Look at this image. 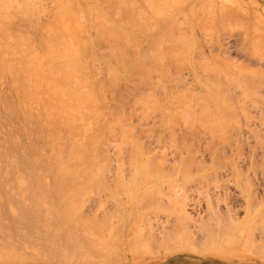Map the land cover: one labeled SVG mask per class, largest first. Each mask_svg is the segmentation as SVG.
Masks as SVG:
<instances>
[{"label":"rangeland","instance_id":"374dc122","mask_svg":"<svg viewBox=\"0 0 264 264\" xmlns=\"http://www.w3.org/2000/svg\"><path fill=\"white\" fill-rule=\"evenodd\" d=\"M15 1H17L18 3V1L20 0H15ZM60 1L61 0H58V1L57 0H44V1L41 0V4L43 5V3L45 2L46 6L44 4L42 6L43 8L46 7L49 10L53 9L54 11L56 10L58 11L60 10L61 6L64 5V2H65L64 0L63 5H61L62 2L60 3ZM123 1L125 2V3L121 2L123 3V5L118 3L117 6L113 7L112 5L110 6V4L105 3V0H104L103 7L106 8L104 9L100 4L96 3V0L95 1L94 0H81V1L76 0V2H81L82 6L87 11H89L90 6H91L93 11L104 12L105 18L101 16L103 18L102 20L104 19L105 20H108V19L115 20L114 18H118L119 15L123 13L121 11L122 10L124 11V8L126 7V5L127 6L129 5V7L133 6L134 8H136L134 9V12L140 13L141 15H143L142 17H144V19L146 20L148 19L147 20L148 23L149 22L151 23V21H154V20L157 21L156 17L161 19V17L164 16L161 13V11H163L165 15L166 14L170 15L172 14V12L175 11L176 18H178L176 19L178 22L177 26L178 25H179L178 27L181 26L182 29L181 28L179 29L183 30V31L180 30V32L182 34L184 32L185 33L189 32V34L184 33V35H181V36L186 38L187 36L191 35L190 37H187L189 40V43L191 40L193 41L194 39V43L196 45L191 44V45H188L182 48L184 50L188 48V50H186L188 52L183 51L184 55L180 53L181 60L179 61L180 62L179 69H178V65L171 66L170 65L171 63H169L168 59H167L168 62L167 60L163 59L164 61L163 60L162 61L165 64L162 65V63H160L158 66L159 68L157 67L152 70L151 78L148 81H145L144 83L139 84V87H137L133 84L132 81L125 80V77H128L130 72H129V69H127V67H125V65L123 64L121 55L119 54L120 52H117L114 50V49L118 50V45L116 46L117 48L113 49L114 47L113 42L109 40L108 41L106 40L107 42H105V40L100 39L99 41L100 46L98 45L96 47L98 49L95 48L97 51L95 50L93 52V56L91 54L90 58H88L89 57L88 55L87 61H88V65H89V69L91 70V73L94 74L93 77H91L92 79L90 78L89 81L90 80L93 81V79H99V80L101 79L105 87V89L101 91V96H102V92L104 91L106 95L102 96L101 103L99 106V108L102 110L101 112L100 111L98 112L99 115H101L100 113L102 112L105 113V115H103L104 118L103 117L100 118L102 115L99 116L100 118L99 123L102 122L104 127L105 126L109 127L111 124L109 128L112 127V129H109V130L113 131V133H108L107 130L104 129L105 131H103V135L101 134L99 138L101 140L100 150H102L104 155L108 156L107 159L108 158L110 159H108L107 162L109 164L107 163V168L104 171H89V174L87 175L86 172L79 170V171H82L81 174L84 173V175H87L86 178L87 177L95 178L96 176V178L93 179L92 182L88 181L89 180L88 178H87L88 180L87 179L86 180L89 183L87 181H82V178H81L82 175L79 174L80 172L78 173V171H75V177L71 179L72 183H70L71 182L70 179H69L70 182H68V180L67 182L71 185L73 184L74 181H76L77 182L76 184H79V186H82V188H79V186L75 187L77 185H74L73 191L71 190L72 185L70 186L66 184L67 182L65 183V185L67 186L64 185L63 187H59L58 189V186H56L54 183V181L57 180L56 177L57 176L59 177L58 173H57L58 174L57 176L54 175L56 174L57 169L54 167L53 169H50V170L49 168L46 169L45 163L47 164L49 163V161L52 163L54 160L53 157L55 156L57 157L62 156L66 158V156L68 155L66 152L70 151V148L68 145L70 144L72 145L73 140L77 141L78 138L85 137L87 135V132H89L88 134H90V129H87V128L89 126L91 127L92 125H95L96 124L95 121L91 120L92 116L90 115L91 118L90 119L88 118V122L91 123V125L90 124L85 125L83 123L85 122L83 118L76 119L75 117V119L72 122L74 123L72 124L73 127L68 126L69 127L68 129V127H66L63 123L62 125H64L65 127L60 126L61 124H59L60 122L58 121L61 120L62 122L63 118L62 116H61V119L60 117L57 118V116H60V113H62V112H57L58 115L55 114L56 111H59L58 108L54 109L53 107H50L49 105H47L48 108H53V111L50 113L52 109H50L49 111V109L48 108L46 109L45 106L38 105V104H37V107H38L37 108L36 105H34L35 103L32 102L31 99L29 98L30 102L33 103L32 106H30L31 103L27 102L28 99L27 101L25 100L28 95L26 93L24 94L23 92L24 90L23 91L19 90L21 89V87H19L20 84H22L21 81L14 83V80L11 79V77L8 75V72L6 73L7 69L5 67H2V68L0 67V72H1L0 73V198H1L0 199V220L2 219L0 221L1 223L0 226L4 224L5 227L3 228L7 230V231L4 230V232L0 233V264H13V263L14 264H264V255H263L264 254V247H263L264 246V60L259 59L260 51L258 52L257 50V52H255L256 48L250 47L252 45L261 43L262 40H263L262 43H264V0H219L223 2L225 1L223 4V8H225L226 6L229 7V9L228 7L225 8L227 10H230L231 8V11H229V13L231 12L230 14L232 17L233 15L237 16V17L234 16L235 18L233 17V19H230L229 21L225 20L224 22L222 21V19L216 20L215 19L216 16L214 15L212 16L211 14V13L218 14V12H215V9H218V7L217 6L215 7L213 5V3L215 4V2L219 4L218 0L216 1L212 0V2L211 0L210 1L208 0L207 6L210 10L209 12H207V9H206L207 6H204L203 3H200L202 2V0L200 1L197 0L199 1L200 5H203V7L199 11L198 16L195 20V23H194V18L192 15L195 13L196 8L191 7V6H193L194 1L196 0H180V1L179 0L177 1L176 0H171V1L157 0L158 1L157 3L160 5V7L158 4H156V2H155L156 7L152 3L154 6L153 7L152 4L148 2L150 0L148 1L147 0H123ZM134 1L135 2L138 1L139 4L138 2L135 4L132 3ZM164 1H166V4H164L163 6V3H165ZM174 1L177 4H174L175 3ZM183 1H184L185 7L183 5H180V6H183L182 8L179 6L178 2H181L183 4ZM205 1L203 0L204 3ZM90 3L91 4L95 3L94 5H96L98 9L96 7L94 8L93 7L94 5L93 6L90 5ZM222 3L220 2L221 6H222ZM57 4L61 6L59 5L57 6ZM135 5L136 6L138 5V7H136ZM140 5L142 7H140ZM240 5L242 6V9H243V10L240 9L242 10L241 12L242 14L241 16H243L242 20L244 21L245 19L247 24L244 23L245 21L243 22L240 19H238L240 18V15L236 14L237 10L235 11L236 12L235 14L232 11L234 7L235 9L237 7H241ZM158 7L160 8L159 11L154 10V8L156 9ZM163 7L165 9L161 10L163 9ZM111 8L113 10H111ZM108 9H110L111 11H109ZM219 9H221L220 5H219ZM0 11H1L0 13H2L3 10H0ZM152 11L156 13L152 15L153 14ZM170 11L172 12L170 13ZM185 12H187L186 13L187 15L185 14ZM230 14L228 15L229 17H231ZM157 15H160V16H157ZM200 15H201V20H200ZM218 15H221V13ZM48 17L49 16L47 12L42 14V19L44 21L47 20ZM213 19L216 21H214ZM2 20H5V18ZM95 20L97 21L96 18ZM198 20H200L199 23H198ZM0 22H1L0 24H3V21L0 20ZM184 22L188 23L189 25H185ZM203 22H205V24H203ZM190 24H192V26ZM258 25L260 28L258 27ZM150 26L152 25L151 24L148 25L149 31L147 30L148 31L147 34L145 36L140 37L139 51L141 53L139 55L134 53L135 54L134 57L136 58L142 57L143 55L144 59H148L149 57L153 58L154 56L161 58V57H165L162 55H166V58L167 57L169 58V56L172 55L170 53H172L174 50L172 48L173 45L175 44L174 45L175 47L177 45L176 40L178 41V39L181 37V36L179 37L180 32L178 33V31L176 32L175 30V32L173 31L175 34L169 33L168 35L169 39L171 37L170 35L177 38L176 40L173 39L172 41V39L169 40L168 38H163V37H167V34H168L167 31H164L165 33L163 31H160L162 33L161 34L159 31L156 32L157 31L156 29L152 31ZM188 26H191V29L193 27L195 28V30L194 28L192 29L194 30L192 31L194 34L191 32L190 27ZM255 28L258 31L256 30V32L255 31L253 32ZM23 30H24L25 35L22 34ZM11 33H12V36H11L12 41L15 38L17 42L15 40H14L15 42L13 41L14 43L11 42L12 43L11 45H14V46L11 47L10 45V48H11L10 50V48H8L9 46L8 41L10 42L9 38L11 39V37H8V39H6L5 37H3V35L1 36L3 32H2V27H0V36H1L0 37V48H3V50L0 49V51H2V53H0V59L3 58V56H5L4 57L5 60L2 59L4 60L2 61V63H4L2 65H6V63H8L9 60L11 61L15 60L14 62L15 64L13 62L11 63H13L17 67H22L24 62L21 61V59H23L22 57L24 56L22 52L19 53V51H21L22 49L20 46V43L24 42V43H21V45L22 46L25 45L24 49L28 50L29 48L30 50L31 46L29 44H34L31 42L34 39V35L31 29H29L28 26H25L24 24L20 25L19 27L12 26ZM26 33L27 35L31 33L30 36L28 35L30 39L29 41H28V38H26L27 37ZM255 33H258V34H255ZM13 34H14V38H13ZM18 35L20 37H23V36L25 37V39L24 37L23 39L22 38L20 39L21 40L20 43L18 42L19 41ZM156 35H157V38H156ZM244 35L245 37L243 38ZM258 35H260L261 37ZM161 36H162V39H161ZM183 37H181L180 40H182ZM246 37H248L247 41L245 40ZM250 38L252 40L260 39L258 40L259 43H256V40H254L255 42H252ZM155 39L157 40V42H159L160 40L163 41L165 39H166L165 41H167V39L169 41H167V43L165 41H163V43L160 41L159 43L161 45L160 46L157 42H155ZM3 40L4 41L8 40V41L6 43V42H2ZM15 43H18L19 46L16 45ZM169 43L172 44V46ZM183 43H186V41L182 40V42H180L179 44H181L182 46ZM198 43H200L199 46H198ZM156 44L159 45V48H161V50L157 48L158 45ZM261 44H259V46ZM262 46L264 47V44H262L260 47ZM167 48L168 50H166ZM4 49H6L5 50L6 52L4 51ZM103 49L107 50V52L106 51L102 52L101 50ZM162 49L166 52L164 53ZM251 49H253L254 51ZM11 52L14 56L11 54ZM97 52H99L100 54ZM95 53L97 55H95ZM262 53L264 54V52ZM102 54L103 56L105 55L106 57L105 56L102 57ZM168 54L170 55L168 56ZM24 55H25V52H24ZM20 56L22 57L20 58ZM95 56H97V58ZM6 59H9V60L7 61ZM92 60H94V62ZM221 60L223 63L221 62ZM232 60L234 62H232ZM0 64H1V61H0ZM97 64L98 65L100 64L98 66V70L95 69L97 68L96 67ZM148 64L149 62H147L146 65ZM202 64L204 66H208L209 68L206 67L207 69H205V67H202L203 66ZM169 65L171 67H169ZM209 65H211L212 69L214 70L212 72L214 73L209 72L208 74L207 70L208 69L210 70L211 68ZM217 65L218 67H220V65L224 67L225 65L224 69H226L227 73L226 72L224 73L221 67L218 68ZM100 66L102 67V69H100L101 68ZM160 66L162 67L161 70H160ZM166 67L168 68V70L166 69ZM110 68L115 69L116 75L118 76L119 79L121 78V82L119 84H121L123 88V89L121 88L122 90L120 89L121 92H124L123 96L120 95V92L118 90L116 91L114 90L115 88L114 86L110 85L109 81H111L110 80L111 75H109V78H108V74H110L109 72ZM99 70L102 72H100ZM154 70H156L155 71L156 73L154 72ZM166 72H168L169 74ZM260 72H262V74ZM98 73H100L102 76L100 74L98 75ZM213 79L215 80L213 81ZM222 80L223 82H221ZM134 81L136 82V80ZM199 81H202L201 82L202 84L203 82L204 83L205 82L206 83L207 82H210V83L218 82L219 84H222L225 86L219 85L220 89H222L223 91L222 90L220 91L218 87L219 90L213 89L215 93L213 91V93H211L213 95H211L210 93L207 92L204 86H203L204 89L202 85L199 86V83H198ZM229 81L233 82V84H231ZM26 82L27 80L25 81V83ZM56 82L57 81H55V83ZM16 88H18L19 92L20 91L21 92L18 93ZM185 93H186V96H185ZM191 93L193 97L191 96ZM177 94H180V95H177ZM17 95H20V96L18 97ZM22 95L26 96V98L22 97ZM199 95L204 100V102L202 101L199 102V99H198ZM183 96L185 97V99L186 97L187 99L189 98L188 100L190 101L186 99L184 102H186L189 105L191 112L188 110L189 108L186 106V103L182 102L184 99ZM194 96L198 100V102L195 101ZM214 96L215 97L217 96L218 99L216 100ZM223 97L225 99L224 102L225 103L228 102V103L224 107L220 105L221 107L219 108V106H217L216 104L219 101H221ZM170 98L172 99L175 98L176 100L171 99L173 101L171 102ZM204 98L205 99L213 98V100L209 99V102H210L209 103ZM56 100H54L55 105L57 104ZM179 101L185 104L184 106L185 108ZM187 101L190 103H188ZM211 101L212 102L218 101L217 103H213L215 106H217L216 108L214 107ZM224 102L222 101L223 105H224ZM17 103L19 104L22 103L20 104V107L24 110L20 109L19 104ZM190 104L192 105L193 108L195 105L196 107L193 109L191 108ZM207 104L209 107L207 106ZM218 104H221V102H219ZM211 106L215 108V109L212 108V110L214 109L216 112H219L217 114H214L219 119L214 118L215 116L213 117L212 114L216 112L209 110L211 109L210 108ZM26 107L27 109H25ZM183 108L186 110L185 111L182 110ZM204 108H206V110H204ZM28 109L32 110L33 114L37 112L36 115H34L33 121L26 118L25 113L23 114V112H26ZM177 109L179 112L177 111ZM201 109L202 111H200ZM46 111L49 112V114ZM186 111L188 113L184 114V112L186 113ZM65 112L66 111H64L63 113ZM175 112L178 115L182 116V118L180 117V120L179 118H177V114ZM38 113H40V115H38ZM122 113H124V116H125L124 119H121V116H123ZM202 114H203V118H201L202 119L201 120L200 116L202 117ZM77 116L79 117V113L77 114ZM130 116L132 117L130 118ZM169 116L173 118L167 119V117ZM85 117H87V115ZM175 117L178 123L173 122L175 121L174 120ZM204 118H206V120H210V123L213 122L214 124H216L215 126L216 128L213 127L214 124L213 126L209 125V123L206 120H204ZM57 119H58L57 121L58 124L56 122ZM86 119L87 118H85V120ZM104 119H105V122H108L109 126L106 125L107 123L104 122ZM189 119L192 120V122H190ZM106 120H109V121H106ZM123 120L128 121L127 123L129 124L131 123V124L130 125L128 124L127 126V123H125V121ZM166 120L171 125L170 124L166 125V122H167ZM47 122H48L47 125H50V127L45 125ZM203 122L206 125L207 124L208 125L206 126L205 124H203ZM124 124L125 126H123ZM79 125H82V126L84 125L83 126L84 131L81 129L82 126L81 128H79L80 127ZM131 126H133L134 128ZM204 126L206 128L210 127L209 129L207 128L208 131L206 130ZM54 128H57V130H54ZM124 128H126L127 130ZM131 129L133 130L131 131ZM70 130H72V132H70ZM94 130H97V129H94ZM77 131L79 133L82 131L80 134L81 136L78 134ZM173 132L175 133L176 136L174 135V137L172 138ZM51 134H53L54 137L57 134L58 136L63 134V136H61V138L63 139H60V138L58 139V136L57 138L56 137L54 138ZM67 134H69V136ZM122 136H127V137L122 138ZM50 137H53L54 139L53 140L54 146L48 143L50 142L49 141ZM71 137H74V139H72ZM122 139H125V140L123 141ZM82 140L83 138L79 139L78 141L82 142ZM133 140H135L136 142L135 141L133 142ZM126 142L128 144L127 146L125 144ZM136 143L138 144L139 147L136 146ZM56 144H61L62 146L58 145L60 146L58 147L56 146ZM77 144H79V142H77ZM130 144H132V146ZM14 145L18 147L15 149ZM50 146L53 148L51 149ZM175 146H178V147H175ZM133 147H137L136 150ZM49 148L51 150H49ZM138 148L141 149L140 152L142 155L138 153V156L139 158L141 157L140 158L141 160L143 159L145 161V160L150 159L151 161L157 162L158 158H160L158 161H160V163L163 161V163L160 164V165L163 164L162 167L161 166L159 167L158 166L159 164H157V167L161 169L158 170L154 167L155 169L153 168V173H152V176L163 175V174H164L163 176H166V180H164V182L161 183L162 185H160V183H158V181L155 180L154 177L152 176L146 177L149 174L151 175L152 170L147 171L149 174L146 175L145 174L147 173L146 171H144L143 173V171L140 170L141 172L139 173V170H137L135 166H132L134 165L133 163V157L135 156L134 153L137 154L136 151L139 150ZM134 150L135 152L133 153ZM57 151L58 153H61V152H64V153L59 155L58 153L56 154ZM33 152L37 153L35 161H37V163L39 161V163L37 165H33L34 168L23 166L20 157L28 153H33ZM191 156L193 158V159L192 158L190 159V161H192V164L190 161L189 163L187 162L188 160H186L187 158ZM46 160L48 162H46ZM186 164H187V167H186ZM24 167L27 168L28 170L27 169L25 170ZM183 168H186V170ZM21 169H22L21 173L23 172L22 174H24V176L20 179L19 176L21 177L22 174L20 173V171L17 172V170H21ZM29 169H30V174L28 173ZM34 170L37 171L38 175L40 174L41 177L45 176L44 177L45 179L42 178V183L47 181L46 183H44L46 186L43 184L44 187L43 186L41 187L42 184L38 185L37 183L34 182V179H35L34 177H36L37 175V172H35ZM31 171H32V174H31ZM33 171L35 174L33 173ZM100 172L102 174H99ZM51 173L53 174V177ZM27 174H28V177L30 176L29 177L30 179H28V177L26 176ZM23 178L28 179L26 180V182L29 185H27V183L25 182ZM15 179L16 181L18 180L17 183ZM94 181H98V182L100 181L99 184L101 185H99L98 182L96 184L88 185L90 183H94ZM153 182L156 185L155 184L152 185ZM22 183H26V184H22ZM144 183L148 185L149 187L145 186ZM9 184L10 185L12 184L13 187L10 186ZM49 185L55 186V187H50ZM144 186L146 187V189L143 188ZM152 186H155L153 187L155 189L150 188ZM38 187L45 188V189H40ZM66 188H68L69 191L66 190ZM75 188H77L76 190H79V191L78 192L75 191L74 190ZM61 189L64 190V192L66 193L64 195H61L63 196V198H61L60 195H58L59 190H60L59 191L60 193L62 192ZM27 190L29 191V193ZM147 190H150L151 192ZM5 191L8 194L11 192L10 194L13 195L11 196L9 194L10 199L7 197L8 200L12 203L7 201V198L5 201L4 198L8 196L5 193ZM33 191L36 194V196H34ZM38 191H40L39 194H38ZM144 191L149 192L148 194L151 193L152 197L147 196L146 192ZM21 192L23 194H20ZM75 192L80 193L81 196L78 194V196L76 197ZM247 193H250V194H248L247 196ZM1 195H3V197ZM136 195H139V196H136ZM57 196H59L61 199ZM72 196L73 197L75 196V197L73 198ZM140 196L142 198H140ZM26 197L30 200L26 199ZM36 197H39V198L41 197L42 200H40L39 198L37 199ZM135 197H139V201H137V203L133 201L134 200L133 198ZM58 198L61 201L58 202L59 205L55 206L57 202L55 200V203H54L53 199H57L58 201ZM75 198L76 199L81 198V201L80 199L77 200V202L80 201L79 203L75 202L74 204V205H77L76 208H79L78 210H76L74 208L75 206L71 204V201L74 203ZM248 199L249 201L251 199V201L248 202L247 201ZM178 201H181V202H178ZM18 203L20 205H22L23 203V205L20 206ZM50 203H52L53 205ZM179 203L180 204L184 203L186 207L183 204L182 205L183 207L180 208L181 205H179ZM249 203L251 206L249 205ZM17 204L19 205V207H15V205L18 206ZM42 204H45V205H42ZM177 205H178V208H177ZM24 206H26V208H33L34 206L38 210L36 211V209H34L35 214H38V213L40 214L43 212L42 214L39 215L40 219H38L39 216L37 215H36L37 217H35L34 215L35 219L34 218L32 219L20 218L21 221L20 222L17 221L16 225L14 224V227H17V229L12 228V230L15 233H13L12 231L10 232L9 230L12 227L10 225L12 222V216L16 214L22 217L20 213L21 212L20 209L21 207L23 208ZM36 206L37 207L40 206L39 207L40 209H38ZM54 206L57 208L56 210L57 213L53 212V210L55 209ZM66 206L69 207L70 210H73L75 212H78V214L79 213L81 214L78 217L82 218V221H83V222L81 221L82 224L81 222H79V220H77V223H80L81 225L74 224L76 230L77 229L79 230V231H75L78 234L73 232L74 234H76V237H73L70 233H69L71 235L70 237L69 235L66 234L68 228H72L71 230L74 231V228L72 226L73 219H71L70 222H66L65 227L67 228V230H65V228L63 227L64 226L63 223L65 222H61L59 220V215L61 214L63 209L66 208ZM257 207H258L257 209L258 211L255 210V208ZM17 208H19L20 211ZM60 208L62 209L60 210ZM145 209H148V210H145ZM182 209L186 212L183 211V214L178 215V213L180 212L182 213ZM253 209L255 210L253 212L254 213L253 215L255 216L253 217V215L251 214L253 218L251 219L249 218V219L253 220L252 223L254 224H251L250 220L248 222L251 225V231L254 229L253 230L254 233H252L250 236L251 240L250 239L247 240V238L244 239L245 235L241 234L240 231H237L239 230L237 227L234 228L233 224L241 225L244 222L243 220L248 219L247 217L249 216L247 215L250 211L252 213ZM39 210L42 212H40ZM48 210L49 211L51 210L52 212L51 215L49 214L50 216L47 214V213H50ZM256 212H258V216H256L257 214ZM53 213L55 215L56 214L58 215V218H56L57 216H55L56 218V219L54 218L55 220L51 218L53 217ZM128 214L130 216H128ZM75 215H77V213H75ZM220 215H222V217ZM87 216L88 217L90 216L89 219ZM223 216L225 217L223 218ZM229 216H230L231 221L228 218ZM42 218H44L43 222L40 221ZM217 218H220V219L218 220ZM48 219L51 222H47V224L56 223V222L60 223L59 226L57 223H56L57 225L53 224L54 226H58L59 229L58 227H53L54 229H52L50 224H49L50 227L45 226L44 225L46 224L45 221H49ZM34 220H36V222ZM75 220L76 219H74V221ZM92 220H93V223H92ZM122 220H125L123 221L124 224ZM217 220H218V225L221 224L220 225L221 228H224L223 225L225 224L228 225L230 223L228 226L227 225L226 226L227 228L229 226L230 228L233 226L232 229L234 228L233 229L234 231L231 229L233 234L231 235L230 233L231 231H230L229 234L227 233L228 234L227 235L225 233L226 230L223 232H220L219 228L218 230L215 229V227L218 226L216 223ZM31 221L32 222L34 221L33 222L34 225L31 223ZM133 221L137 222V224H135L134 226L131 224L133 223ZM28 222H30L31 224L30 223L28 224ZM37 222L39 223L41 222V225H39V223ZM100 222L104 223V224H101L102 227L105 225L104 229L101 226H99L100 228L98 229V225ZM235 222H237V224H235ZM18 223H21V224L23 223L24 225L23 224L21 225ZM18 225H21L23 227L18 226ZM76 225L79 227L81 226V230H83L82 235L80 232L81 230L78 227H76ZM8 226H11V227H8ZM177 227H178V230L179 228H180V231L182 230L181 234H179L180 231H178L177 233V230H176ZM55 229H58L59 231ZM136 229L138 232L136 231ZM209 229H213L216 231V233L218 232L220 233L219 240H217L218 237L215 238L216 243L214 245H216V249H215V246L213 247L211 244L213 242L209 243V241L207 240L208 232L206 231H208ZM20 230L21 231L23 230L24 234L26 232H28L29 234L28 235L25 234L26 236H23L24 234H22ZM203 230L205 231L203 232ZM8 231L10 232L9 234L11 236H14L13 238L10 237V235L8 234ZM57 231L58 233L55 236L54 235L55 233L53 234V232H57ZM62 231H65V232H62ZM16 232L18 233L16 234ZM174 232L177 233V236H175L176 233L174 234ZM105 233L107 234L105 235ZM237 233L239 235L241 234V236H239ZM47 234L51 235L50 238H48L49 236ZM205 234L207 236H205ZM44 235L46 236V238ZM53 235H54V238H53ZM178 235L182 236L181 238L184 239L183 241L185 242L184 244L179 245V241L183 243L182 242L183 239L180 238V240H177L179 239ZM78 236L81 238L79 239ZM92 236L96 237V239L99 241L100 244L97 242H93L94 237ZM145 236H146V239H145ZM44 238L47 240L45 241ZM52 238L55 241H52ZM134 238H137V241H132ZM138 238H141L142 240ZM15 239H17V241ZM96 239L95 241H97ZM190 239H192L190 241L191 243H188L187 241H189ZM80 240H81V243L86 241L84 243L87 244V245L85 244L87 247L83 245L84 243L81 244ZM87 241L89 242V244ZM134 242L136 244H134ZM18 244L19 246H17ZM111 244L114 246V248H112L113 246ZM132 244L134 246H131ZM168 244L170 247L168 246ZM187 244L191 246L188 245L187 247ZM261 244L263 245L261 246ZM74 245H76V248H74ZM104 245H107V246L105 247ZM49 246L51 247L50 251H48L49 249L47 248ZM78 246H81V247H78ZM200 246L202 247L201 249H200ZM137 248L139 249L137 250ZM169 248H171V250ZM172 248L173 249L175 248V249L172 251ZM87 249L89 251H87ZM132 249L134 251H132ZM135 250H137L136 254H135ZM256 250L261 253H258ZM54 251H55V254H52V252L54 253ZM60 254L61 255L63 254L64 256L63 255L61 256ZM77 254L80 256V258L78 257Z\"/></svg>","mask_w":264,"mask_h":264},{"label":"bare ground","instance_id":"6f19581e","mask_svg":"<svg viewBox=\"0 0 264 264\" xmlns=\"http://www.w3.org/2000/svg\"><path fill=\"white\" fill-rule=\"evenodd\" d=\"M1 2H0V10H3L2 11V13H4V14H2V13H0V16L2 17H0V20L1 21H3V24H0V27H2V32H3V34H1V36L3 35V37H5L6 39H8V37H11L12 36V33H11V27L12 26H14V27H19L20 25H22V24H24L25 26H28V28L29 29H31V31L33 32V35H34V39H33V41H31L32 43H34V44H29L30 46H31V49L29 50V48H28V50L27 49H24V46H22L21 45V43H24V42H21L20 43V39L22 38L23 39V37H20L19 35V37H18V39H19V43H20V46H21V51H19V53H21L22 52V54H23V56L24 57H22V56H20V58L22 57L23 59H21V61H23L24 62V64H23V66L22 67H17V66H15L14 64V62H15V60L14 61H11V60H9V59H6L7 61H8V63H6V65H2V64H4V63H2V61H4L5 59H4V57L5 56H3V58H1L0 59V61H1V68L2 67H5L7 70H6V73L8 72V75L11 77V79L12 80H14V83L15 82H20L21 81V83L22 84H20V86H19V84H18V86L19 87H21V89H19V90H24L23 92H24V94L26 93L28 96H27V98H26V96H24V95H22V97H25L26 99V101H27V99H28V103H31L30 102V99H31V101L32 102H34L35 104L34 105H36V107H37V104L38 105H43V106H45L46 107V109L48 108V106L47 105H49L50 107H53L54 109L55 108H58V110L59 111H56V115H58V113L57 112H64V111H66L65 113H60V116H57V118H59L60 117V119H61V116H62V118H63V120H62V122H61V120L60 121H58V119L56 120V122L58 121V122H60L59 124H61L60 126H63V127H73L72 126V124H74V123H72L73 122V120L75 119V117H76V119H80V118H83L84 119V121L86 122H83L85 125L86 124H90L91 125V123H89L88 122V118L90 119L91 118V116H92V118H91V120H94L95 121V125H97V126H95V125H92L91 127L89 126L87 129H90V134H88L89 132H87V135L85 136V137H82L83 138V140H82V142L81 141H78L79 139H82L81 137L80 138H78V140L76 141V140H73L72 141V145L70 146V145H68L69 146V148H70V151L69 152H66L68 155L66 156V158H64V157H62V156H55V157H53L54 158V160H53V162L51 163L50 161H49V163H45V167H46V169H48L49 168V170L50 169H53V167L54 168H56L57 169V171H56V169H55V171H56V174H54V175H58L59 174V177L57 176H55L56 177V181H54V183H55V185L56 186H58V189H59V187H63L64 185H65V183L67 182V180H68V182H70V183H72V178H74L75 177V171H78V173L79 174H81V172L83 171V172H86V174L88 175L89 174V171H104L106 168H107V161H108V159H110V158H108L107 159V157L108 156H106V155H104L103 154V152H102V150H100L101 148H100V136H101V134L103 135V131H105L104 129H106L107 130V132L108 133H113V131H111V130H109V129H112V127L111 128H109L110 126H111V124H110V122H109V124H110V126L108 125V122H105V119H104V122L105 123H107L106 125L107 126H109V127H104V125H103V123L101 124V123H99V119L100 118H102L103 117V115H105V113H100L101 115H99V111L101 112V110L102 109H100L99 108V106H100V103H101V99H102V96H105L106 94H105V91L104 92H102V96H101V91L103 90V89H105V87H104V83H103V81L101 80H99V79H93V81L92 80H90L89 81V79L91 78V77H93V75L94 74H92L91 73V70L89 69V65H88V61H87V57H88V55H89V57L88 58H90V55L92 54V56H93V52L96 50V49H98V48H96L98 45H99V41H100V39H102V40H105V42H107L108 40L109 41H111V42H113V45H114V47H113V49L114 48H117L116 46L118 45V50H116V49H114L115 51H117V52H120L119 54L121 55V59H122V61H123V64L125 65V67H127V69H129V72H130V74H129V76L128 77H125V80H127V81H132L133 82V84L135 85V86H137V87H139V84H141V83H144L145 81H148L150 78H151V75H152V70L154 69V68H157L158 66H159V64L160 63H162V65H164L165 63L163 62L164 60L163 59H165V60H169V63H171L170 65L172 66V65H174V66H177L178 65V69H179V66H180V60H181V54L180 53H182L183 55H184V52H188V51H186V50H188V48L186 49V50H184V49H182L183 47H186V46H188V45H193V44H195L194 43V39H193V41L191 40L190 41V43H189V40H188V38L187 37H190V36H185L186 38H184L183 36H181V35H184V33L182 34L181 32H180V30L182 29V27L180 26V27H178L177 26V24H178V22H177V20L176 19H178V18H176V12L174 13V12H172V11H170V13L172 12V14H170V15H165L164 13H163V11H161V13L164 15L163 17H161V19L160 18H157L156 17V20L157 21H151V23L149 22L148 23V19L146 20V19H144V17H142L143 15H141L140 13H135L134 12V9H136V8H134L133 6L132 7H129V5L127 6L126 5V7L124 8V11L122 10L121 12H123V13H121L120 15H119V17L118 18H114L115 20H113V19H108V20H102L103 18H105L104 17V15H105V13L104 12H102V11H93V9H92V7L90 6V5H94V4H91L90 3V9H89V11H87L83 6H82V3L81 2H76V0L74 1V0H65V2H64V0H61L60 1V3H61V5H63V2H64V5L63 6H61V5H59V4H57V6L59 5V6H61V8H60V10H56V11H54L53 9H51V10H49L48 8H46L45 6H46V3L44 2L43 3V5L45 4V8H43L42 6V4H41V0H20V1H18V3H17V1H15V0H0ZM44 1V0H43ZM58 1V0H57ZM81 1V0H80ZM95 1V0H94ZM99 1V0H98ZM97 0H96V3L97 4H100L102 7L104 6L103 5V3H104V0L102 1V0H100L99 2H98ZM148 1V0H147ZM169 1H171V0H169ZM177 1V0H176ZM180 1V0H179ZM197 1V0H196ZM196 1H194V3H193V6H191V7H194V8H196V10H195V13L192 15L193 16V18H194V23H195V20H196V18H197V16H198V13H199V11L202 9V7H203V5L204 6H207L208 5V0H204L205 1V3H206V5H205V3L203 2V0H202V2H200V3H203V5H200L199 4V1H197V3H196ZM210 1V0H209ZM216 1V0H215ZM121 2H124L123 0H105V3H107V4H110V6L112 5L113 7L114 6H117V4L118 3H120L121 5H123V3H121ZM138 2V1H137ZM137 2H132V3H137ZM148 2H150L151 4L153 3L154 4V6H155V2H156V4H158L157 2V0H154V2H153V0H150V1H148ZM165 3H163V6H164V4H166V1H164ZM175 2V1H174ZM211 2H212V0H211ZM218 2H219V4H217L216 2H215V4L213 3V5L216 7H218V9H215V12H218V14H220L221 13V15H218L217 13H215V14H213V13H211L212 14V16L214 15V16H216L215 17V19L216 20H219V19H222V21L224 22L225 20H230V19H233V17L235 16V17H237L236 15H233V17L231 16V12L229 13V11H231V8H230V10H227V9H225L226 7H228V6H226L225 8H223V4H224V2L223 1H219L218 0ZM220 2L222 3V6H221V4H220ZM58 3V2H57ZM125 3V2H124ZM40 6H39V5ZM54 4V3H53ZM89 4V3H88ZM107 4H105V5H107ZM127 4V3H126ZM133 4V5H134ZM138 4H139V2H138ZM150 4V5H151ZM153 4H152V6H153ZM174 4H177L176 2L174 3ZM178 4H179V6L180 5H183L184 7H185V5H184V1H183V4L181 3V2H178ZM217 4V5H216ZM149 5V6H150ZM159 5V4H158ZM170 5V4H169ZM219 5H220V7H221V9H219ZM100 6V7H101ZM109 6V5H108ZM136 6V5H135ZM152 6H151V8H152ZM153 6V7H154ZM168 6V5H167ZM176 6V5H175ZM183 6H180V7H182L183 8ZM225 6V5H224ZM241 6V5H240ZM94 8L96 7V5H94L93 6ZM121 7V6H120ZM136 7H138V5L136 6ZM140 7H142L141 5H140ZM156 7V6H155ZM159 7H160V5H159ZM154 8V10H160V8ZM214 7V8H215ZM234 7V6H233ZM237 7V6H236ZM1 8H3V9H1ZM50 8V7H49ZM97 8V7H96ZM104 9H106L105 7H103ZM110 8V7H109ZM162 8V7H161ZM179 8V7H178ZM181 8V9H182ZM206 8V7H205ZM239 8V9H238ZM58 9V8H57ZM92 9V10H91ZM98 9V8H97ZM96 9V10H97ZM119 9V8H118ZM165 8L163 7V9H161V10H164ZM169 9V8H168ZM188 9H189V7H188ZM207 12H209L210 10H209V8H208V6H207ZM205 9V10H206ZM228 9H229V7H228ZM240 9H242V6L241 7H237L236 9H235V7H234V9L232 10L233 11V13L235 14L236 12V14L237 15H240V18H238V19H240L241 21H243L242 20V17L243 16H241L242 14H241V12H242V10H240ZM109 11H111V10H113L112 8H111V10L110 9H108ZM107 10V11H108ZM150 10V9H149ZM152 10H153V8H152ZM167 10V9H166ZM176 10V9H175ZM217 10V11H216ZM221 10V11H220ZM223 10V11H222ZM237 10V11H236ZM50 11V12H49ZM93 11V12H92ZM115 11H117V10H115ZM177 11V10H176ZM236 11V12H235ZM240 13H239V12ZM1 12V11H0ZM47 12V14H48V19L47 20H43L42 19V14H44V13H46ZM104 13V14H102V13ZM204 12V11H203ZM202 12V13H203ZM111 13V12H110ZM117 13V12H116ZM148 13V12H147ZM153 13V14H152ZM152 15H154L155 13L152 11ZM182 13V12H181ZM187 12H185V14H186ZM190 13V12H189ZM192 13V12H191ZM205 13V12H204ZM112 14V13H111ZM185 14H184V16H185ZM230 14V16L231 17H229L228 15ZM148 15V14H147ZM187 15V14H186ZM190 15V14H189ZM209 15V14H208ZM103 18H102V17ZM111 16V15H110ZM157 16H160V15H157ZM101 17V18H100ZM149 17V16H148ZM175 17V18H174ZM234 17V18H235ZM5 18V20H2V19H4ZM7 18V19H6ZM93 18H94V20H93ZM95 18L97 19V21L95 20ZM101 20H100V19ZM151 18V17H150ZM149 18V19H150ZM213 18V17H212ZM152 19V18H151ZM147 22H146V21ZM153 20V19H152ZM200 20H201V15H200ZM200 20H198V23H199V21ZM214 20V19H213ZM216 20H214V21H216ZM244 21H245V19H244ZM243 21V22H244ZM153 22V23H152ZM155 22V23H154ZM177 22V23H176ZM1 23V22H0ZM185 23V22H184ZM244 23H246V21L244 22ZM152 25V26H150L151 27V29H152V31H154L155 29L157 30L156 32H160V31H167L168 32V34H167V37H163V38H168V35H169V33L171 34H175L174 32H175V30H176V32L178 31V33L180 32V35L179 34H177V35H179V37L181 36V37H183V39L182 40H184V41H186V43H183V45L181 46V44H179L180 42H182V40H180L181 39V37L178 39V41L176 40L177 38H175L174 36H172V35H170L169 37H170V39H172V41H173V39H175L176 40V43H177V45L174 47V45H173V52L172 53H170V54H172V55H170V54H168V56H169V58L167 57L166 58V55H162V56H165V57H157V56H154L153 58L152 57H149L148 59H144V56L142 55V57H134V53H136L137 55H139L141 52L139 51V45H140V37L141 36H145L146 34H147V32L149 31L148 29H149V27H148V25ZM203 24H205V22H203ZM243 24V23H242ZM247 24V23H246ZM245 24V25H246ZM185 25H189L188 23H185ZM191 26H192V24H190ZM191 26H188V27H190V30H191V32L192 31H194L195 30V28H194V30H192L191 29ZM198 26V25H197ZM188 27H186V28H188ZM258 27H259V25H258ZM179 28H181V29H179ZM184 28V27H183ZM202 28V27H201ZM260 28V27H259ZM262 28V27H261ZM23 29V28H22ZM205 29V28H204ZM148 30V31H147ZM200 30H202V29H200ZM256 28H255V30H253V32L255 31L256 32ZM174 31V32H173ZM181 31H183V30H181ZM185 31V30H184ZM258 31V30H257ZM263 31V30H262ZM21 32V31H20ZM23 32V33H22ZM21 33L22 34H24L25 35V33H24V30L22 31ZM166 32V33H167ZM260 32V31H259ZM28 33V32H27ZM27 33H26V38H28V41L30 40L29 39V36L31 35V33H29L28 35H27ZM161 33V32H160ZM165 33V32H164ZM163 33V34H164ZM187 33V32H186ZM185 33V34H186ZM193 33V32H192ZM191 33V34H192ZM261 33V32H260ZM259 33V34H260ZM263 33V32H262ZM18 34V33H17ZM162 34V33H161ZM160 34V35H161ZM187 34H189V32L187 33ZM194 34V33H193ZM192 34V35H193ZM245 34V33H244ZM255 34H258V33H255ZM254 34V35H255ZM149 35V34H148ZM158 35V34H157ZM157 35H156V38H157ZM246 35V34H245ZM245 35L243 36V38L245 37ZM0 36V37H1ZM16 36V35H15ZM164 36V35H163ZM165 36H166V34H165ZM251 36V35H250ZM258 36H260V35H258ZM151 37V36H150ZM257 37V36H256ZM255 37V38H256ZM261 37V36H260ZM263 37V36H262ZM13 38H14V34H13ZM17 38V37H16ZM194 38V37H193ZM197 38V37H196ZM247 38L248 37H246V41H247ZM24 39H25V37H24ZM161 39H162V36H161ZM169 39V38H168ZM167 39V41H169ZM9 40H10V42L8 41V40H6V41H2V42H6L7 43V41H8V48H10V45L12 44V43H14L16 40H15V38H14V42L12 41V37H11V39L9 38ZM107 40V41H106ZM166 40V39H165ZM165 40H163V41H165ZM188 40V41H187ZM203 40V39H202ZM250 40L252 41V42H255L254 40H256V39H254V40H252L251 38H250ZM258 40H260V39H257L256 40V43H259L258 42ZM28 41H26V42H28ZM150 41V40H149ZM159 41V40H158ZM162 43H163V41L162 40H160ZM160 41L159 42H157V40L155 39V42H157L158 44L160 43ZM167 41H165L166 43H167ZM244 41V40H243ZM12 42V43H11ZM17 42V41H16ZM104 42V43H105ZM154 42V43H155ZM175 42V41H174ZM199 42V41H198ZM262 42H263V40H262ZM261 42V43H262ZM6 43H4V44H6ZM172 43V42H171ZM255 43V44H256ZM261 43H259V44H261ZM16 45H18V43H15ZM158 44H156V45H158ZM170 44V43H169ZM251 44H253V43H251ZM259 44H256V45H252V46H250V47H255L256 49H255V52H257V50H258V52H259V59H262V60H264V54L262 53V52H264V47L262 46V47H260L262 44H264V43H262L260 46H259ZM107 45V44H106ZM105 45V46H106ZM160 45V44H159ZM159 45H158V47L157 48H159ZM171 46H172V44H170ZM196 45V44H195ZM200 45V43H198V46ZM248 45V44H247ZM5 46V45H4ZM12 46H14V45H11V47ZM19 46V45H18ZM17 46V47H18ZM100 46V45H99ZM161 46V45H160ZM170 46V47H171ZM163 47V46H162ZM168 47V46H167ZM13 48H15V47H13ZM19 48V47H18ZM96 48V49H95ZM105 48V47H104ZM0 49H2L3 50V48H0ZM20 49V48H19ZM106 49V48H105ZM160 50H161V48H159ZM263 51H262V50ZM6 49H4V51H5ZM10 50H11V48H10ZM109 50V49H108ZM166 50H168V48L166 49ZM181 50V51H180ZM251 50H253V49H251ZM97 51V50H96ZM102 52L104 51H106L107 52V50H101ZM158 51V50H157ZM162 51L165 53L166 51H164L163 49H162ZM184 51V52H183ZM254 51V50H253ZM262 51V52H261ZM6 52V51H5ZM24 52H25V55H24ZM99 52H100V50H99ZM99 52H97V53H99ZM152 52V51H151ZM0 53H2V51H0ZM4 53V52H3ZM161 53V52H160ZM262 53V54H261ZM11 54H12V52H11ZM17 54H18V52H17ZM100 54V53H99ZM13 55V54H12ZM95 55H97L96 53H95ZM119 55V56H120ZM263 57H262V56ZM14 56V55H13ZM105 56V55H104ZM103 56V54H102V57H104ZM141 56V55H140ZM190 56V55H189ZM9 57V56H8ZM96 58H97V56H95ZM106 57V56H105ZM7 58V57H6ZM12 58V57H11ZM2 59H4V60H2ZM14 59V58H13ZM98 59H99V57H98ZM104 59V58H103ZM184 59V58H183ZM182 59V60H183ZM89 60V59H88ZM105 60V59H104ZM148 60V61H147ZM163 60V61H162ZM168 60H167V62H168ZM222 60H224V59H222ZM222 60H221V62H222ZM93 62H94V60H92ZM106 61V60H105ZM184 61V60H183ZM187 61V60H186ZM226 61V60H225ZM6 62V61H5ZM11 62H13V63H11ZM96 62V61H95ZM147 62H149V64L148 65H150V66H148V65H146L147 64ZM198 62V61H197ZM220 62V63H221ZM231 62V61H230ZM229 62V63H230ZM232 62H234L233 60H232ZM223 63V62H222ZM17 64V63H16ZM216 64V63H215ZM231 64V63H230ZM92 65H94V64H92ZM100 65V64H99ZM98 64H97V68H95L96 70H98V66H99ZM161 65V66H162ZM169 65V67H171ZM203 65V64H202ZM201 65V66H202ZM223 65V64H222ZM226 65V64H225ZM225 65H224V67H222L221 65H220V67H221V69L223 70V72L225 73H227V71H226V69H224L225 68ZM228 65V64H227ZM232 65V64H231ZM18 66H19V64H18ZM103 66V65H102ZM160 66V70H161V67ZM191 66H192V64H191ZM210 67H211V65H209ZM93 67V66H92ZM101 67V66H100ZM202 67H205V69H207V68H209L208 66H202ZM207 67V68H206ZM217 67H218V65H217ZM220 67H218V68H220ZM91 68V67H90ZM94 68V67H93ZM159 68V67H158ZM90 71H89V70ZM100 69H102V67L100 68ZM166 69L168 70V68L166 67ZM95 70V71H96ZM159 70V71H160ZM166 70V71H167ZM100 71V70H99ZM98 71V72H99ZM156 70H154V72H155ZM163 71V70H162ZM170 71V70H169ZM195 71V70H194ZM206 71V70H205ZM212 71H214L213 69H212V67L210 68V70L208 69L207 70V72H208V74H209V72L210 73H214V72H212ZM100 72H102V71H100ZM110 74H108V78H109V75H111V81H109L110 82V85L111 86H114L115 88H114V90L116 91V90H118L119 92H120V95L121 96H123L124 94V92H121V90L123 89L122 88V86H121V84H119L120 82H121V78L119 79L118 78V76L116 75V72H115V69H112V68H110ZM161 72V71H160ZM165 72V71H164ZM1 73V72H0ZM108 73V72H107ZM156 73V72H155ZM158 73V72H157ZM166 73H168V72H166ZM197 73V72H196ZM261 74H262V72H260ZM100 73H98V75H99ZM169 74V73H168ZM208 74H207V76H208ZM7 75V74H6ZM101 75V74H100ZM102 76V75H101ZM107 76V75H106ZM164 76H166V75H164ZM160 78V77H159ZM92 79V78H91ZM27 80V82L25 83V81ZM134 80H136V82L134 81ZM138 80V81H137ZM215 79H213V81H214ZM224 80V79H223ZM223 80L221 81V82H223ZM23 81V82H22ZM55 81H57L56 83H55ZM220 81V80H219ZM12 82V81H11ZM202 81H199L198 83H199V86L200 85H202V87L204 86L205 87V89L207 90V92L208 93H213V89H217V90H219L220 89V87H219V85H221V86H225V85H222V84H219L218 82H216V83H214V82H212V83H210V82H203V84L201 83ZM230 82V81H229ZM13 83V82H12ZM201 83V84H200ZM231 84H233V82H230ZM4 84V83H3ZM226 84V83H225ZM11 85V84H10ZM108 85V84H107ZM178 85V84H177ZM230 85V84H229ZM118 86H119V88H118ZM121 86V87H120ZM176 86V85H175ZM179 86V85H178ZM15 87V86H14ZM17 87V86H16ZM104 87V88H103ZM204 87H203V89H204ZM218 87H219V89H218ZM237 87V86H236ZM12 88V87H11ZM122 88V89H121ZM223 88V87H222ZM2 89V88H1ZM17 89V91H18V93H20L19 92V90H18V88H16ZM121 89V90H120ZM222 89H220V91H221ZM17 91H16V93H17ZM223 91V90H222ZM22 92V93H23ZM15 93V92H14ZM186 93H188V92H186ZM186 93H185V96H186ZM214 93H215V91H214ZM216 93H218V92H216ZM5 95V94H4ZM45 95V96H44ZM177 95H180V94H177ZM177 95H176V97H177ZM197 95V94H196ZM211 95H213V94H211ZM218 95V94H217ZM18 97L20 96V95H17ZM191 96L193 97V95H192V93H191ZM203 96V95H202ZM219 96H220V94H219ZM218 96V97H219ZM57 98V100H56V98ZM184 97V96H183ZM204 97V96H203ZM209 97H210V95H209ZM222 97V96H221ZM30 98V99H29ZM194 98H195V96H194ZM207 98H208V96H207ZM214 98H216V100L218 99L217 98V96L215 97L214 96ZM18 99V98H17ZM104 99V98H103ZM172 98H170V100H171ZM175 99V98H174ZM174 99H172V100H174ZM186 99H187V97H186ZM185 97H184V99H183V101L182 102H184L185 100ZM189 99V98H188ZM187 99V100H188ZM199 102L200 101H202V102H204V100L201 98V96L199 95ZM205 99V98H204ZM209 99H212L213 100V98H209ZM209 99H205L207 102H209ZM19 100V99H18ZM22 100H24V99H22ZM54 100H56V102H57V104L56 105H58V106H56L55 105V102H54ZM171 100V102H173ZM176 100V99H175ZM224 97L222 98V100L221 101H219V102H221V104H218L217 102H212V104L213 103H217L216 105L217 106H219V108L221 107L220 105H222L223 107L225 106V105H227V103H225L224 102ZM181 101H179V102H181ZM188 101H190V100H188ZM187 101V102H188ZM195 101H197L198 102V100L195 98ZM222 101L224 102V105H223V103H222ZM227 101V100H226ZM23 102V101H22ZM181 102V104L183 105V107L185 106V104L184 103H186V102H184V103H182ZM103 103V102H102ZM188 103H190V102H188ZM196 103V102H195ZM210 103V102H209ZM17 104H19V103H17ZM20 104H22V103H20ZM20 104H19V107H20ZM32 104L33 103H31V105L30 106H32ZM173 104V103H172ZM176 104V103H175ZM206 104V103H205ZM9 105V104H8ZM24 105V104H23ZM214 105V104H213ZM11 106V105H10ZM15 106V105H14ZM26 106H28V105H26ZM174 106V105H173ZM186 106L189 108V105L186 103ZM190 106H191V108H193L192 107V105L190 104ZM207 106H208V104H207ZM217 106H215L214 105V107L216 108ZM186 107V108H187ZM196 107V105L194 106V108ZM209 107V106H208ZM214 107H210L211 109H209V110H211V111H215L214 109ZM30 108V107H29ZM38 108V107H37ZM41 108V107H40ZM53 108H48L49 109V111H50V109H52L51 111H50V113L53 111ZM185 108V107H184ZM182 109V110H186V109ZM193 108V109H194ZM212 108H214L213 110H212ZM17 109V108H16ZM20 109H22L21 107H20ZM25 109H27V107L25 108ZM100 109V110H99ZM193 109H191V110H193ZM22 110H24V109H22ZM104 110V109H103ZM189 111H190V108L188 109ZM204 110H206V108H204ZM217 110V109H216ZM177 111H178V109H177ZM200 111H202V109L200 110ZM219 111V110H218ZM18 112V111H17ZM23 112V111H22ZM47 112V111H46ZM106 112V111H105ZM130 112H132V111H130ZM179 112V111H178ZM181 112V111H180ZM191 112V111H190ZM216 112V111H215ZM236 112V111H235ZM25 113V117L26 118H28V119H30L31 121H33L34 120V115H36V113L35 114H33V112H32V110H30V109H28L26 112H23V114ZM48 114H49V112H47ZM54 113V112H53ZM79 113V117L77 116V114ZM95 113V114H94ZM98 113V114H97ZM168 113V112H167ZM170 113V112H169ZM176 113V112H175ZM188 112L186 111V113L184 112V114H187ZM217 113H219V112H216V113H213L212 115H213V117L215 116L214 114H217ZM45 114V113H44ZM123 114V116H121V119H124L125 118V116H124V113H122ZM177 114V113H176ZM176 114H175V116H176ZM38 115H40V113H38ZM87 115V117H85ZM91 115V116H90ZM131 115V114H130ZM174 115V114H173ZM172 115V116H173ZM201 115V114H200ZM46 116V115H45ZM44 116V117H45ZM99 116H101L100 118H99ZM218 116V115H217ZM52 117H53V115H52ZM51 117V118H52ZM120 117V116H119ZM123 117V118H122ZM132 116H130V118H131ZM174 117V116H173ZM173 117H171V116H169V117H167V119H169V118H173ZM180 117L182 118V116L181 115H178L177 114V118H179V120H180ZM56 118V117H55ZM55 118H53V119H55ZM85 118H87L86 120H85ZM104 118V117H103ZM201 118H203V114H202V117L200 116V119ZM214 118H217L216 116L214 117ZM126 119H127V117H126ZM125 119V120H126ZM187 119V118H186ZM217 119H219V118H217ZM125 120H123V121H125ZM171 120V119H170ZM173 120V119H172ZM175 121H173V122H176V123H178L177 122V120H176V117H175V119H174ZM190 120V119H189ZM202 120V119H201ZM200 120V121H201ZM204 120H206V118H204ZM203 120V121H204ZM48 121V120H47ZM106 121H109V120H106ZM163 121V120H162ZM167 121V120H166ZM208 123H209V125H212L213 126V122H211L210 123V120H206ZM219 121V120H218ZM58 122H57V124H58ZM91 122V121H90ZM128 121H125V123H127ZM190 122H192V120H190ZM202 122V121H201ZM62 123L65 125H62ZM78 123V122H77ZM76 123V124H77ZM81 123V122H80ZM82 123V124H83ZM165 123V122H164ZM41 124V123H40ZM44 124V123H43ZM48 124V122L45 124V125H47ZM51 124H53V123H51ZM128 124L129 123H127V126H128ZM131 124V123H130ZM129 124V125H130ZM167 124H170V123H168V121L166 122V125ZM203 124H205L204 122H203ZM171 125V124H170ZM206 125V124H205ZM208 125V124H207ZM206 125V126H207ZM33 126V125H32ZM44 126V125H43ZM48 127H50V125H47ZM80 127L79 128H81V126L82 125H79ZM84 126V125H83ZM83 126H82V130H83ZM123 126H125V124L123 125ZM184 126V125H183ZM194 126V125H193ZM211 126V127H212ZM216 126V124H214V128H216L215 127ZM38 127V126H37ZM69 127H68V129H69ZM104 127V128H103ZM114 127V126H113ZM131 127H133V126H131ZM172 127V126H171ZM185 127V126H184ZM199 127H200V125H199ZM205 127V126H204ZM43 128V127H42ZM62 128V127H61ZM134 128V127H133ZM180 128V127H179ZM206 128V127H205ZM208 128V127H207ZM206 128V130L208 131V129L210 128H208L207 129ZM86 129V130H87ZM94 129H97V130H94ZM124 129H126V128H124ZM36 130V129H35ZM44 130V129H43ZM54 130H57V128H54ZM74 130V129H73ZM127 130V129H126ZM133 129H131V131H132ZM84 131V130H83ZM109 131H111V132H109ZM210 131V130H209ZM51 132V131H50ZM70 132H72V130H70ZM78 132V131H77ZM82 132V131H81ZM81 132L79 133L78 132V134L80 135L81 134ZM86 132V131H85ZM115 132V131H114ZM211 132V131H210ZM57 133H58V131H57ZM128 133V132H127ZM212 133V132H211ZM33 134V133H32ZM44 134V133H43ZM47 134V133H46ZM61 134V133H60ZM105 134V133H104ZM130 134V133H129ZM173 134V135H172ZM171 135H172V138L174 137V135H175V133L173 132ZM219 134V133H218ZM52 136H53V134H51ZM55 135V134H54ZM68 136H69V134H67ZM108 135V134H107ZM116 135V134H115ZM120 135V134H119ZM57 136H58V134L55 136L56 138H57ZM61 136H63V134L62 135H60V136H58V139L60 138V139H63V138H61ZM81 136V135H80ZM113 136V135H112ZM176 136V135H175ZM38 137V136H37ZM46 137H48V136H46ZM54 137V136H53ZM53 137H50V139H49V141L50 142H48L49 144H52L53 146H54V144H53ZM54 137V138H55ZM74 137H75V135H74ZM74 137H71L72 139H74ZM124 137H127V136H122V138H124ZM103 138V137H102ZM107 138V137H106ZM116 138V137H115ZM135 138V137H134ZM171 138V139H172ZM215 138V137H214ZM39 140V139H38ZM123 141L125 140V139H122ZM136 140V139H135ZM135 140H133V142L135 141ZM142 140V139H141ZM223 140V139H222ZM47 141H48V139H47ZM55 142V141H54ZM63 142V141H62ZM69 142V141H68ZM77 142H79V144H77ZM133 142H132V144H133ZM136 142V141H135ZM139 142V141H138ZM176 142V141H175ZM222 142H224V141H222ZM227 142H229V141H227ZM171 143H173V142H171ZM38 144V143H37ZM64 144V143H63ZM126 144V146L128 145L127 144V142L125 143ZM132 144H130L131 146H132ZM141 144V143H140ZM260 144V143H259ZM58 145H61V144H56V146H58ZM62 146V145H61ZM136 146H138V144L136 143ZM18 146H15L14 145V148L16 149ZM58 147H60V146H58ZM139 147V146H138ZM164 147V146H163ZM162 147V148H163ZM175 147H178V146H175ZM43 148V147H42ZM41 148V149H42ZM50 148L52 149L53 147H51L50 146ZM49 148V150H51ZM124 148V147H123ZM135 150H136V148L137 147H133ZM132 148V149H133ZM36 149V148H35ZM61 149H62V147H61ZM119 149H121V148H119ZM119 149H117V150H119ZM139 150V152L138 151H136L137 152V154L136 153H134L135 152V150L133 151V153H134V157H133V163H134V165H132V166H135V168L137 169V170H139V173L141 172V171H143V173H144V171H151L152 170V172H151V175L147 172V173H145L146 175L147 174H149V175H145L146 177H151L152 176V173H153V168L155 167L156 169H161V168H159L160 166L162 167V165H160L161 163H163V161L160 163V161H158L160 158H158V160H157V162H154V161H151L150 159L149 160H141L140 158H139V156H138V153L140 154V155H142L141 154V149L140 148H138ZM124 150V149H123ZM146 150V149H145ZM164 150V149H163ZM59 151V150H58ZM58 151L56 152V154L58 153ZM62 151V150H61ZM118 152H120V151H118ZM121 152H123V151H121ZM45 153V152H44ZM51 153V152H50ZM64 152H61V153H58L59 155H61V154H63ZM146 154V153H145ZM36 155H37V153L36 152H33V153H28V154H26V155H24V156H22V157H20L21 158V161H22V165L23 166H28V167H33L34 168V166L33 165H37L38 163H39V161H38V163H37V161H35V159H36ZM147 155H148V153H147ZM50 156V155H49ZM106 156V157H105ZM131 157V156H130ZM50 158V157H49ZM143 158V157H142ZM192 158V156L191 157H189V158H187L186 160H188L187 162H189L190 161V159ZM130 159H132V158H130ZM156 159V158H155ZM193 159V158H192ZM153 160V159H152ZM51 161H52V159H51ZM131 161V160H130ZM46 162H48L47 160H46ZM110 162V161H109ZM154 162V163H153ZM191 162V164H192V161H190ZM189 162V163H190ZM109 164V163H108ZM157 164H159L158 166L159 167H157ZM190 164V165H191ZM39 166V165H38ZM189 166V165H188ZM40 167V166H39ZM186 167H187V164H186ZM25 168V167H24ZM154 168V169H155ZM27 168H25V170H26ZM45 169V168H44ZM163 169V168H162ZM183 169H185L186 170V168H183ZM28 170V169H27ZM79 170H82V171H79ZM141 170V171H140ZM18 171H20V173H21V171H22V169L21 170H17V172ZM35 171V170H34ZM34 171H33V173H34ZM39 171H40V169H39ZM52 171V170H51ZM50 171V172H51ZM164 171V170H163ZM16 172V173H17ZM27 172V171H26ZM35 172H37V171H35ZM43 172V171H42ZM88 172V173H87ZM23 173V172H22ZM21 173V174H22ZM29 174H30V169H29V172H28ZM40 173V172H39ZM45 173V172H44ZM55 173V172H54ZM58 173V174H57ZM21 174H19V175H21ZM31 174H32V171H31ZM35 174V173H34ZM43 174V173H42ZM46 174V173H45ZM52 174V173H51ZM73 174H74V176H73ZM99 174H102L101 172L99 173ZM158 174V173H157ZM160 174V173H159ZM169 174H171V173H169ZM8 175V174H7ZM18 175V174H17ZM50 175V174H49ZM82 175V181H87L88 179V181H90V182H92V180L93 179H95L96 178V176H95V178L94 177H90V178H86V176L87 175H84V173H82L81 174ZM164 175V174H163ZM163 175H154V176H152V177H154V179L155 180H157L158 181V183H160V185H162L161 183L162 182H164V180H166V176H163ZM166 175V174H165ZM173 175V174H172ZM171 175V176H172ZM15 176V175H14ZM24 176V174H22V176L20 177L19 176V178L21 179L22 177ZM27 177H28V174L26 175ZM34 176V175H33ZM40 176V174L38 175V172H37V175H36V177H34V178H32V179H34V182L35 183H37L38 185L39 184H42L41 185V187L43 186L44 187V183H46V182H44V183H42V178L43 179H45L44 177H39ZM83 176H85V177H83ZM102 176V175H101ZM100 176V177H101ZM144 176V177H145ZM170 176V175H169ZM2 177V176H1ZM30 177V176H29ZM28 177V179H30ZM48 177V176H47ZM52 177H53V174H52ZM145 177V178H146ZM8 178V177H7ZM15 178V177H14ZM25 178V177H24ZM23 178V179H24ZM84 178V179H83ZM170 178V177H169ZM28 179H24L25 180V182H26V180H28ZM53 179V178H52ZM69 179H70V181H69ZM87 179V180H86ZM120 179V178H119ZM173 179V178H172ZM12 180V179H11ZM74 180H76V179H74ZM73 180V181H74ZM78 180V179H77ZM97 180V179H96ZM163 180V181H162ZM6 181H7V179H6ZM13 181V180H12ZM15 181H16V179H15ZM18 181V180H17ZM17 181H16V183H17ZM53 181V180H52ZM87 181V182H88ZM102 181V180H101ZM145 181V180H144ZM151 181V180H150ZM154 181V180H153ZM159 181H161V182H159ZM10 182V181H9ZM66 183V184H68V185H70L69 183ZM75 182V183H74ZM73 182V184H71L70 186L72 187H70L71 188V190L73 191V187H74V185H77V186H75V187H78L79 186V184H76L77 182L76 181H74ZM80 182V181H79ZM78 182V183H79ZM98 181H94V183H90V184H88V185H91V184H96ZM100 182V181H99ZM99 182H98V184H99ZM121 182V181H120ZM139 182V181H138ZM171 182V181H170ZM173 182V181H172ZM14 183V182H13ZM27 183V182H26ZM26 183H22V184H26ZM89 183V182H88ZM19 184V183H18ZM21 184V185H22ZM44 184V185H43ZM155 183L153 182V184L152 185H154ZM4 185H6V184H4ZM10 185V184H9ZM27 185H29L28 183H27ZM83 185V184H82ZM99 185H101V184H99ZM144 185L145 186H148V185H146L145 183H144ZM156 185V184H155ZM164 185V184H163ZM3 186V185H2ZM10 186H12V184L10 185ZM46 186V185H45ZM50 186V185H49ZM49 186H47V187H49ZM65 186H67V185H65ZM96 186H98V185H96ZM143 187V188H145L146 189V187ZM245 186V185H244ZM13 187V186H12ZM23 187V186H22ZM50 187H55V186H50ZM149 187V186H148ZM153 187H155V186H152V187H150V188H153ZM246 187V186H245ZM38 188H40V187H38ZM79 188H82V186H79ZM157 188V187H156ZM250 188V187H249ZM40 189H45V188H40ZM39 189V190H40ZM57 189V190H58ZM77 188H75L74 190L75 191H79V190H76ZM153 189H155V188H153ZM244 189H246V188H244ZM21 190V189H20ZM24 190V189H23ZM31 190V189H30ZM37 190V189H36ZM62 190V189H61ZM66 190H68L69 191V189L68 188H66ZM144 190V189H143ZM151 190V189H150ZM150 190H147V191H150ZM248 190V189H247ZM10 191V190H9ZM17 191V190H16ZM26 191V190H25ZM28 191V190H27ZM41 191V190H40ZM40 191H38V194H39V192ZM60 191V190H59ZM58 191V195H60V197L61 198H63V196H61V195H64V194H66L65 192H64V190H62V192L60 193ZM147 191H144V192H146V194H147V196H149V197H152V194H151V196H150V194H148L149 192H147ZM152 191V190H151ZM150 191V192H151ZM250 191V190H249ZM4 192V191H3ZM77 192H75L76 193V197L78 196V194L80 195V193H77ZM5 193H6V191H5ZM11 193V192H10ZM9 193V194H10ZM28 193H29V191H28ZM32 193V192H31ZM33 193H34V191H33ZM32 193V194H33ZM60 193V194H59ZM8 196H6L4 199H5V201H6V198L8 197L9 198V194L8 193H6ZM20 194H23L22 192L20 193ZM31 194V195H32ZM37 194V195H38ZM136 194V193H135ZM145 194V193H144ZM144 194H142V195H144ZM248 194H250V193H247V196H248ZM11 196H13L12 194H10ZM26 195V194H25ZM72 195H73V193H72ZM2 197H3V195H1ZM34 196H36V194L34 193ZM81 196V195H80ZM136 196H139V195H136ZM250 196V195H249ZM28 197V196H27ZM26 197V199H28ZM57 197H59V196H57ZM56 197V198H57ZM59 197V198H60ZM73 197V196H72ZM71 197V198H72ZM75 197V196H74ZM73 197V198H74ZM83 197V196H82ZM145 197V196H144ZM148 197V198H149ZM252 197V196H251ZM250 197V198H251ZM8 198H7V201H9L8 200ZM37 199L39 198V197H36ZM35 198V199H36ZM58 198V201H57V199H53V202L55 203V200H56V202H57V204L55 205V206H57V205H59L58 204V202L59 201H61L60 199ZM70 198V199H71ZM119 198V197H118ZM140 198H142L141 196H140ZM249 198V197H248ZM1 199V198H0ZM3 199V198H2ZM10 199V198H9ZM40 200H42L41 199V197L39 198ZM76 199V198H75ZM74 199V203L71 201V204H75V202L76 203H79L80 201H81V198H79L80 199V201L79 202H77V200H79V199H76L75 200ZM108 199V198H107ZM120 199V198H119ZM134 200V202L135 203H137V201H139V197H135V198H133ZM150 199V198H149ZM148 199V200H149ZM22 200H24V199H22ZM28 200H30V199H28ZM154 200V199H153ZM12 201V200H11ZM177 201V200H176ZM248 202H250L251 201V199H250V201H249V199L247 200ZM10 202V201H9ZM30 202H32V201H30ZM178 202H181V201H178ZM177 202V203H178ZM5 203V202H4ZM10 203H12V202H10ZM9 203V204H10ZM17 203V202H16ZM32 203H34V202H32ZM138 203H140V202H138ZM19 204V203H18ZM17 204V205H18ZM27 204H29V203H27ZM50 204H52V203H50ZM130 204V203H129ZM134 204V203H133ZM184 203H182V204H180L179 203V205H181V207L180 208H182ZM11 205V204H10ZM20 205V204H19ZM19 205L18 206H16L15 205V207H19ZM22 205H23V203H22ZM22 205H20V206H22ZM42 205H45V204H42ZM53 205V204H52ZM120 205V204H119ZM142 205V204H141ZM249 205H250V203H249ZM253 205V204H252ZM3 206V205H2ZM7 206V205H6ZM13 206V205H12ZM30 206V205H29ZM54 206V207H55ZM75 207V209L76 210H78L79 208H76L77 207V205H74ZM184 206H185V204H184ZM251 206V205H250ZM4 207V206H3ZM9 207V206H8ZM31 207V206H30ZM37 207V206H36ZM40 206H38L37 208L38 209H40L39 208ZM54 207H53V209H54ZM137 207V206H136ZM144 207V206H143ZM150 207V206H149ZM186 207V206H185ZM184 207V208H185ZM248 207V206H247ZM151 208V207H150ZM177 208H178V205H177ZM179 208V209H180ZM254 208V207H253ZM18 210H19V208H17ZM34 209H36L34 206H33V208H26V206H24L23 208L21 207V215H22V217H20V216H18V215H13L12 216V222H11V226H8V227H11V229L9 230L10 232L12 231L13 233H15L13 230H12V228H16L17 229V227H14V224L16 225V223H17V221H21V219L20 218H28V219H32V218H34V215H35V217H37V216H39L40 214H42L43 212L42 211H40V212H42V213H38V212H36V213H38V214H35V210ZM42 209V208H41ZM58 209H59V207H58ZM62 208H60V210H61ZM258 209V207L257 208H255V210H257ZM19 210V211H20ZM51 210H52V208H51ZM51 210L49 211L50 213H47L48 215L50 214L51 215ZM57 208L55 207V209L53 210V212L54 213H57ZM145 210H148V209H145ZM254 209H253V211H252V213H251V211L248 213V215L247 216H249V217H247L248 219L246 220H243L244 222L241 224V225H234L233 224V226H234V228L235 227H237L239 230H237V231H240V233L241 234H243V235H245V237H244V239L245 238H247V240H251V238H250V236H251V234L252 233H254L253 232V230L251 231V225L249 224V220L251 219V218H253L255 215H253L254 213V211H255ZM5 211V210H4ZM17 211V210H16ZM36 211H38L37 209H36ZM105 211V210H104ZM116 211H118V210H116ZM183 209H182V213L180 212V213H178V215L179 214H183ZM227 211V210H226ZM258 211V210H257ZM60 212V211H59ZM127 212V211H126ZM184 212H186V211H184ZM228 212V211H227ZM7 213V212H6ZM53 213V217H51V218H55V216H57L56 218H58V215L56 214H54ZM75 213H77V215H75ZM83 213H84V211H83ZM214 213V212H213ZM257 214H256V216H258V212H256ZM2 214H3V212H2ZM17 214H18V212H17ZM215 214V213H214ZM219 214H221V213H219ZM253 215V217H252V215ZM37 215V216H36ZM49 215V216H50ZM79 215H81L80 213L78 214V212H75V211H73V210H70V208L69 207H67L66 206V208L65 209H63V211L61 212V214L59 215V220L61 221V222H65V223H63V227L65 228V230H67V228L65 227L66 225V222H70L71 221V219H73V225L72 224H70V225H72L73 226V228H74V231L73 230H71L72 228H68V230H67V235H69V237L72 235L73 237H76V234H78V233H76L75 231H79L78 229L76 230V228H75V225L74 224H80V223H77V220H79V222H81L82 221V218L80 219L78 216ZM83 215V214H82ZM87 215V214H86ZM114 215V214H113ZM143 215V214H142ZM218 215V214H217ZM48 216V217H49ZM128 216H130L129 214H128ZM187 216V215H186ZM215 216V215H214ZM221 217H222V215H220ZM226 216V215H225ZM225 216H223V218L225 217ZM41 217H43V216H41ZM88 217V216H87ZM90 217V216H89ZM89 217H88V219H89ZM102 217V216H101ZM180 217V216H179ZM217 217V216H216ZM219 217V216H218ZM55 218V219H56ZM92 218V217H91ZM129 218V217H128ZM229 218V220H230V216L228 217ZM250 218V219H249ZM6 219V218H5ZM35 219V218H34ZM38 219H40V216H39V218ZM44 218H42L40 221L41 222H43L44 220H43ZM50 219V218H49ZM48 219V220H49ZM54 219V220H55ZM74 219H76L75 221H76V223H75V221H74ZM218 220L220 219V218H217ZM2 220V219H1ZM0 220V221H1ZM47 220V219H46ZM52 220V219H51ZM58 220V219H57ZM134 220V219H133ZM136 220V219H135ZM215 220V219H214ZM218 220L216 221V223H217V225H218ZM221 220H223V219H221ZM228 220V219H227ZM236 220V219H235ZM234 220V221H235ZM240 220V219H239ZM23 221V220H22ZM35 222H36V220H34ZM33 221V222H34ZM88 221V220H87ZM123 221H125V220H122V222ZM226 221V220H225ZM231 221V220H230ZM251 221V224H254V223H252V221L253 220H250ZM33 222L31 221V223L33 224ZM41 222L39 223V222H37V223H39V225H41ZM46 222V224H44L45 226H47V227H50V225H51V227H52V229H54L53 227H58L59 225H60V223H58V222H56L57 224H58V226H54L53 224H56V223H49V224H47V222H51L50 220L49 221H45ZM83 222V221H82ZM82 222H81V224H82ZM229 222V221H228ZM12 223H13V225H12ZM30 222H28V224H29ZM30 223V224H31ZM89 223V222H88ZM92 223H93V220H92ZM241 223V222H240ZM18 224H21V223H18ZM23 224V223H22ZM21 224V225H22ZM36 224V223H35ZM43 224V223H42ZM56 224V225H57ZM80 224V225H81ZM87 224V223H86ZM101 224H104V223H102V222H100L99 223V225H98V229L100 228L99 226H101L102 227V225ZM111 224V223H110ZM123 224H124V222H123ZM133 226L135 225V224H137V222L136 221H133V223H131ZM230 224V223H229ZM228 224V225H229ZM232 224V223H231ZM235 224H237V222H235ZM0 225H1V223H0ZM7 225V224H6ZM21 225H18V226H21ZM24 225V224H23ZM34 225V224H33ZM49 225V226H48ZM89 225V224H88ZM129 225V224H128ZM131 225V226H132ZM212 225V224H211ZM221 224H219L218 226H216L215 227V229H217L218 230V228H219V231L220 232H223V231H225L226 230V234L228 233L229 234V232L231 233V235L233 234L232 233V230L234 229H232V227L230 228V226L227 228V224H225V225H223L224 226V228H221V226H220ZM227 225V226H226ZM258 225V224H257ZM29 226V225H28ZM45 226H43V227H45ZM69 226V225H68ZM105 226V225H104ZM104 226L102 227L103 229H104ZM107 226V225H106ZM109 226V225H108ZM123 226V225H122ZM180 226H181V224H180ZM215 226V225H214ZM220 226V227H219ZM3 227H5V225L3 224L2 226H0V233L1 232H4V230L5 231H7L5 228H3ZM21 227H23V226H21ZM30 227V226H29ZM28 227V228H29ZM76 227H78L80 230H81V226L79 227V226H77L76 225ZM256 227V226H255ZM7 228V227H6ZM32 228V227H31ZM30 228V229H31ZM63 228V229H64ZM20 229V228H19ZM22 229V228H21ZM40 229V228H39ZM38 229V230H39ZM42 229V228H41ZM58 229H59V227H58ZM58 229H55V230H58ZM92 229V228H91ZM182 229H184V228H182ZM232 229V230H231ZM29 230V229H28ZM35 230H36V228H35ZM37 230V231H38ZM135 230V229H134ZM177 233H178V231H180V228H179V230H178V227H177ZM8 231V234L10 233ZM18 231V230H17ZM42 231V230H41ZM45 231V230H44ZM53 231V230H52ZM51 231V232H52ZM59 231V230H58ZM58 231L57 232H53V234L56 236V234L58 233ZM69 231H71V232H69ZM82 231L83 230H81L80 232H81V235H82ZM107 231V230H106ZM115 231V230H114ZM136 231H137V229H136ZM182 231V230H181ZM180 231V233L179 234H181L182 232ZM205 230H203V232H204ZM234 231V230H233ZM20 232L22 233V234H24V231L22 230H20ZM20 232H19V234H20ZM26 232V231H25ZM34 232V231H33ZM62 232H65V231H62ZM76 233V234H74V233ZM85 232V231H84ZM138 232V231H137ZM206 232H208L207 233V235L205 234V236H207V240L209 241V243H211V242H213V243H211L212 244V246L214 247L215 246V249H216V245H214L215 243H216V237H218V239L217 240H219V235H220V233L218 232V233H216V231L215 230H213V229H209L208 231H206ZM13 233H11V234H13ZM18 232H16V234H17ZM71 235H70V234ZM176 232H174V234H175ZM177 233L175 234V236H177ZM25 234H29L28 232H26ZM23 235V236H26V235ZM65 234V235H66ZM74 234V235H73ZM107 233H105V235H106ZM225 234V235H226ZM227 234V235H228ZM238 234V233H237ZM241 234L239 235V236H241ZM10 235V234H9ZM46 235V234H45ZM44 235V236H45ZM49 237L48 238H50V234H47ZM54 235H53V238H54ZM59 235V234H58ZM57 235V236H58ZM66 235V236H67ZM17 236V235H16ZM19 236V235H18ZM21 236V235H20ZM84 236V235H83ZM173 236V235H172ZM179 236V235H178ZM254 236V235H253ZM10 237L11 238H13L14 236H11L10 235ZM22 237V236H21ZM32 237V236H31ZM36 237V236H35ZM63 237V236H62ZM79 237V236H78ZM77 237V238H78ZM92 237H94V236H92ZM116 237V236H115ZM148 237V236H147ZM182 236H179V239H177V240H180V238H181ZM189 237V236H188ZM28 238H30V237H28ZM45 238H46V236H45ZM44 238V240L46 241L47 239H45ZM53 238H52V241H55V240H53ZM68 238V237H67ZM81 237H79V239H80ZM149 238H151V237H149ZM72 239V238H71ZM79 239H77V240H79ZM85 239V238H84ZM89 239V238H88ZM95 239H96V237H94V240H93V242H97V243H99V241L97 240V241H95ZM109 239V238H108ZM138 239H141V238H138ZM145 239H146V236H145ZM181 239H183V238H181ZM187 239V238H186ZM224 239V238H223ZM16 241H17V239H15ZM14 240V241H15ZM50 240V239H49ZM59 240V239H58ZM142 240V239H141ZM148 240V239H147ZM151 240V239H150ZM149 240V241H150ZM192 239H190L189 241H187L188 243H191L190 241H191ZM205 240V239H204ZM253 240V239H252ZM9 241V240H8ZM20 241V240H19ZM57 241V240H56ZM60 241V240H59ZM132 241H137V238H134ZM167 241H169V240H167ZM175 241H176V239H175ZM184 241V239L182 240V242ZM207 241V242H208ZM10 242H12V241H10ZM51 242V241H50ZM63 242V241H62ZM64 242H66V241H64ZM84 242H86V241H84ZM84 242H82V243H84ZM88 242V241H87ZM131 242V241H130ZM129 242V243H130ZM24 243V242H23ZM47 243H48V241H47ZM80 243H81V240H80ZM79 243V244H80ZM81 243V244H82ZM128 243V244H129ZM185 242H183V243H181L180 241H179V245L180 244H184ZM54 244V243H53ZM86 243H84L83 245H85ZM88 244H89V242H88ZM91 244V243H90ZM100 244V243H99ZM134 244H136L135 242H134ZM140 244V243H139ZM138 244V245H139ZM204 244V243H203ZM25 245V244H24ZM27 245H28V243H27ZM73 245V244H72ZM82 245V246H83ZM87 245V244H86ZM85 245V246H86ZM112 245V244H111ZM188 245L189 244H187V247H188ZM209 245V244H208ZM263 244H261V246H262ZM17 246H19V244L17 245ZM48 246V245H47ZM51 246V245H50ZM47 247L48 249V251H50V248L51 247ZM65 246V245H64ZM105 247L107 246V245H104ZM113 246V245H112ZM131 246H134L133 244L131 245ZM148 246V245H147ZM166 246V245H165ZM168 246H169V244H168ZM184 246V245H183ZM186 246V245H185ZM189 246H191V245H189ZM245 246H247V245H245ZM258 246H260V245H258ZM24 247V246H23ZM42 247V246H41ZM53 247V246H52ZM55 247V246H54ZM57 247V246H56ZM78 247H81V246H78ZM87 247V246H86ZM90 247H91V245H90ZM137 247V246H136ZM170 247V246H169ZM206 247H207V245H206ZM264 247V246H263ZM21 248H22V246H21ZM74 248H76V245H74ZM112 248H114V246L112 247ZM140 248V247H139ZM139 248H137V250L139 249ZM149 248V247H148ZM202 247L200 246V249H201ZM260 248V247H259ZM53 249V248H52ZM54 249H56V248H54ZM131 249V248H130ZM134 249V248H133ZM132 249V251H134ZM170 250H171V248H169ZM175 249V248H174ZM173 248H172V251L174 250ZM182 249V248H181ZM186 249V248H185ZM192 249V248H191ZM203 249H204V247H203ZM209 249V248H208ZM219 249V248H218ZM253 249V248H252ZM251 249V250H252ZM256 249V248H255ZM258 249V248H257ZM46 250V249H45ZM58 250V249H57ZM63 250V249H62ZM137 250H135V254H136V251ZM6 251H8V250H6ZM5 251V252H6ZM74 251V250H73ZM87 251H89L88 249H87ZM95 251H97V250H95ZM130 251V250H129ZM140 251V250H139ZM138 251V252H139ZM205 251V250H204ZM254 251V250H253ZM257 251V250H256ZM19 252V251H18ZM47 252V251H46ZM45 252V253H46ZM64 252V251H63ZM115 252V251H114ZM258 252V251H257ZM4 253V252H3ZM22 253V252H21ZM26 253V252H25ZM25 253H23V254H25ZM49 253V252H48ZM57 253V252H56ZM62 253V252H61ZM77 253V252H76ZM113 253V252H112ZM258 253H261V252H258ZM8 254V253H7ZM43 254H44V252H43ZM52 254H55V251H54V253L52 252ZM64 254V253H63ZM62 254V255H63ZM85 254V253H84ZM87 254V253H86ZM92 254V253H91ZM140 254H142V253H140ZM263 254V253H262ZM261 254V255H262ZM13 255V254H12ZM19 255V254H18ZM27 255V254H26ZM29 255V254H28ZM61 255V254H60ZM61 255V256H62ZM65 255V254H64ZM63 255V256H64ZM78 255V254H77ZM89 255V254H88ZM116 255V254H115ZM258 255H260V254H258ZM264 255V254H263ZM23 256V255H22ZM74 256H76V255H74ZM4 257V256H3ZM2 257V258H3ZM12 257V256H11ZM11 257H10V259H11ZM13 257H15V256H13ZM55 257V256H54ZM78 257L80 258V256L78 255ZM87 257V256H86ZM6 258H8V257H6ZM48 258H50V257H48ZM69 258V257H68ZM75 258V257H74ZM260 258V257H259ZM59 259V258H58ZM61 259V258H60ZM31 260V259H30ZM3 261V260H2ZM13 261V260H12ZM15 261V260H14ZM18 261V260H17ZM21 261V260H20ZM32 261V260H31ZM59 261V260H58ZM77 261V260H76ZM14 264V263H13Z\"/></svg>","mask_w":264,"mask_h":264}]
</instances>
